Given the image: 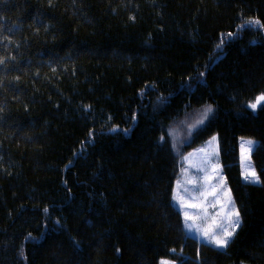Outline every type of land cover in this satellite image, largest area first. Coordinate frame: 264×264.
Returning <instances> with one entry per match:
<instances>
[{"label": "trees", "instance_id": "1", "mask_svg": "<svg viewBox=\"0 0 264 264\" xmlns=\"http://www.w3.org/2000/svg\"><path fill=\"white\" fill-rule=\"evenodd\" d=\"M0 61V264H264V0H0ZM216 133L225 249L173 202Z\"/></svg>", "mask_w": 264, "mask_h": 264}, {"label": "rangeland", "instance_id": "2", "mask_svg": "<svg viewBox=\"0 0 264 264\" xmlns=\"http://www.w3.org/2000/svg\"><path fill=\"white\" fill-rule=\"evenodd\" d=\"M255 102L256 101H254L253 103ZM208 107H211L212 111L206 113L205 110ZM259 107L260 106H258L255 110L250 107V110L256 113L259 110ZM212 113H213V107L211 105L207 106L205 109L200 111L197 115V118L195 119V122L191 124L190 129L197 130L200 127L204 126L208 122ZM213 137H215V141H213ZM248 140H252L255 142L249 155H250V162L254 167L257 175L259 176L258 171L254 166L252 160V154L256 149V147L258 146L259 140L252 137H241L239 141V147H240V163L242 168L243 179H244V168L241 160L242 144ZM245 147H247V145H245ZM222 182H223V187H221ZM213 190H215L216 192L215 196L211 195ZM227 192H230L231 199L235 204V208L239 212L236 203L234 201V197L231 192V189L228 185L227 178L224 174L223 164L221 160L219 134L216 133L212 135L210 138H208L204 143L193 148L187 153L185 167L182 170V174L178 179L176 186L174 188L173 202L176 208L179 209L183 214L184 228L188 235L197 238L201 242L211 244L207 241V238L203 237L199 232L195 230V228L189 231V229L186 227L185 224V217H184L185 211H187L189 215L193 217V219L189 220L188 223L189 224L195 223L202 230L208 228H215L216 232L219 233L222 231V228L218 227L219 225L228 227L227 221L224 219V216L226 215L228 209H225L223 212L221 211L223 205L226 204L227 202V195H226ZM201 193H205L206 199L205 196L201 195ZM177 195L183 199L184 207L181 206V202L179 200L175 199ZM192 197H195L196 199H192ZM217 199H219L220 203L216 204V207L214 208L211 207L210 205L216 203ZM188 205H197V206L188 207ZM205 208H207V213H205L204 211ZM240 222H241V215H240ZM239 226L236 227L235 232L230 238L229 242L234 237ZM231 230L232 229L229 228V231ZM211 245L217 247L215 244H211ZM162 262H167V264H180L178 261L168 258L161 259L159 264H162Z\"/></svg>", "mask_w": 264, "mask_h": 264}, {"label": "snow or ice", "instance_id": "3", "mask_svg": "<svg viewBox=\"0 0 264 264\" xmlns=\"http://www.w3.org/2000/svg\"><path fill=\"white\" fill-rule=\"evenodd\" d=\"M249 23H257L258 24L259 21H252ZM0 63H2V61H0ZM262 102H264V94L258 96L256 99V102L252 103L250 105V107L255 110L258 106H264V103H262ZM205 111H206V113L211 112L212 109H211V107H208ZM213 141H215V137H213ZM254 144H255V142L252 140L245 141L242 144L241 160H242V165L244 168V179H245V181L252 183V184H258L261 182L260 177L257 175L254 167L252 166V164L250 162V155H249ZM245 145H247V147H245ZM221 187H223V182L221 183ZM201 195L205 196V199H206L205 193H201ZM211 195H213V196L216 195L215 190H213ZM226 195H227V202H226V204L223 205L221 211L223 212L225 209H228L226 212V215L224 216V219L227 221L228 227H224L223 225H219L218 227L222 228V231L219 233L216 232L215 228H208V229L202 230L195 223L189 224L188 221L192 220L193 217H191L187 211L184 212L185 224H186V227L189 229V231H191L193 228H195V230L197 232H199L203 237L207 238V241L209 243L215 244L217 246V248H221V249L227 247L230 238L232 237V235L235 232L236 227H238L240 224V214L235 208V204L231 199L230 192H227ZM175 199L179 200L181 202V206L184 207L183 199L181 197H179L177 195L175 197ZM192 199H196V198L192 197ZM219 203H220V201H219V199H217L216 203H214L210 206L214 208V207H216V204H219ZM196 206L197 205H188V207H196ZM204 211H205V213H207V208H205ZM218 215H219V213H218ZM229 228H231L232 230L229 231ZM162 264H167V262H162Z\"/></svg>", "mask_w": 264, "mask_h": 264}]
</instances>
